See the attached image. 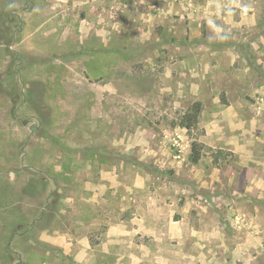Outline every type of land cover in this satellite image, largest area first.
I'll list each match as a JSON object with an SVG mask.
<instances>
[{
	"label": "rangeland",
	"instance_id": "1",
	"mask_svg": "<svg viewBox=\"0 0 264 264\" xmlns=\"http://www.w3.org/2000/svg\"><path fill=\"white\" fill-rule=\"evenodd\" d=\"M0 264H264V0H0Z\"/></svg>",
	"mask_w": 264,
	"mask_h": 264
},
{
	"label": "trees",
	"instance_id": "2",
	"mask_svg": "<svg viewBox=\"0 0 264 264\" xmlns=\"http://www.w3.org/2000/svg\"><path fill=\"white\" fill-rule=\"evenodd\" d=\"M201 112V104L199 102L194 103L188 112H186L180 122V126L187 130H191L198 122V117ZM189 159L193 164H196L201 159L200 147L193 143L191 146V153Z\"/></svg>",
	"mask_w": 264,
	"mask_h": 264
},
{
	"label": "clouds",
	"instance_id": "3",
	"mask_svg": "<svg viewBox=\"0 0 264 264\" xmlns=\"http://www.w3.org/2000/svg\"><path fill=\"white\" fill-rule=\"evenodd\" d=\"M209 23H211V21Z\"/></svg>",
	"mask_w": 264,
	"mask_h": 264
}]
</instances>
